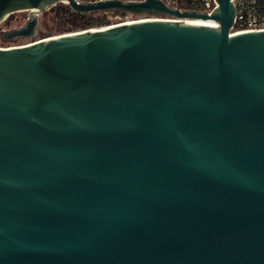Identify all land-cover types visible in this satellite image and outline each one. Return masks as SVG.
Returning <instances> with one entry per match:
<instances>
[{"label": "water", "instance_id": "95a60500", "mask_svg": "<svg viewBox=\"0 0 264 264\" xmlns=\"http://www.w3.org/2000/svg\"><path fill=\"white\" fill-rule=\"evenodd\" d=\"M216 3L0 0L151 18L0 47V264H264V31Z\"/></svg>", "mask_w": 264, "mask_h": 264}, {"label": "built area", "instance_id": "2783aa9c", "mask_svg": "<svg viewBox=\"0 0 264 264\" xmlns=\"http://www.w3.org/2000/svg\"><path fill=\"white\" fill-rule=\"evenodd\" d=\"M78 2H93V1H104V0H77ZM123 2H140L143 0H121ZM168 6L172 8H179L178 1L179 0H163ZM235 5V20H234V33H243V32H257L264 31V0H233ZM217 3L216 0H197L195 4L196 9H189L194 11L206 12L211 14L216 8ZM181 9V8H179ZM184 10V9H181ZM108 18L111 16H115V18L119 21L115 23H111L106 27H113L120 24L137 22L142 20H149L145 15L140 16L141 18L137 19H122V13L115 12H106L105 13ZM126 15H132L127 14ZM136 16V15H132ZM138 17V16H137ZM147 18V19H146ZM104 28V27H101ZM15 47V46H12ZM10 48V47H9Z\"/></svg>", "mask_w": 264, "mask_h": 264}, {"label": "rangeland", "instance_id": "374dc122", "mask_svg": "<svg viewBox=\"0 0 264 264\" xmlns=\"http://www.w3.org/2000/svg\"><path fill=\"white\" fill-rule=\"evenodd\" d=\"M54 9H55V7L40 15V23H39V26L37 28V35L34 38H32V39H20L18 41H14V42L13 41L12 42H3L2 38H1V34L3 31L15 29V28H20L26 24V22L29 18V12L28 11L17 12V13L10 15L6 19V21L1 23V25H0V47L9 48L12 46H22V45L32 43V42L39 40V39H42V38L66 34V33L58 32L56 30L57 20L54 18L55 17ZM121 17L123 20L141 18L140 16L137 17V16H132V15H126V14L122 15ZM107 20L110 21V23H112V22L115 23V22L119 21L115 18V16H111Z\"/></svg>", "mask_w": 264, "mask_h": 264}, {"label": "trees", "instance_id": "16d2710c", "mask_svg": "<svg viewBox=\"0 0 264 264\" xmlns=\"http://www.w3.org/2000/svg\"><path fill=\"white\" fill-rule=\"evenodd\" d=\"M197 0H179L178 7L181 9H196L194 6ZM54 8V7H53ZM55 19L57 20L56 30L61 33H71L92 28H101L110 25L105 13L81 14L72 11L69 7L58 4L55 6ZM117 14V13H116Z\"/></svg>", "mask_w": 264, "mask_h": 264}, {"label": "bare ground", "instance_id": "6f19581e", "mask_svg": "<svg viewBox=\"0 0 264 264\" xmlns=\"http://www.w3.org/2000/svg\"><path fill=\"white\" fill-rule=\"evenodd\" d=\"M192 22L193 23H199V24H209V25H212V26H218V24H216L214 21H211V20H197V21H192ZM130 23H132V22H130Z\"/></svg>", "mask_w": 264, "mask_h": 264}]
</instances>
